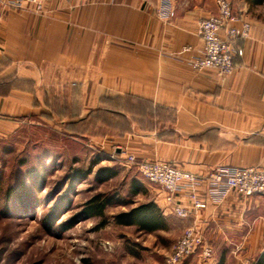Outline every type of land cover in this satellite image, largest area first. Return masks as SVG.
I'll use <instances>...</instances> for the list:
<instances>
[{
	"label": "crops",
	"instance_id": "0c3cea01",
	"mask_svg": "<svg viewBox=\"0 0 264 264\" xmlns=\"http://www.w3.org/2000/svg\"><path fill=\"white\" fill-rule=\"evenodd\" d=\"M170 1L168 18L159 15L161 0H47L40 14L0 8V126L14 132L46 116L68 123L107 106L129 128L111 136L118 154L123 148L202 178L221 167L264 171V13L250 8L264 3L232 0L252 29L236 40L234 72L223 77L188 64L203 48L199 23L217 14V0ZM145 188L168 228L195 227L216 250L255 253L252 264L264 253V197L236 191L213 201L203 181L204 208L177 218L164 189ZM178 201L191 206L186 193Z\"/></svg>",
	"mask_w": 264,
	"mask_h": 264
},
{
	"label": "rangeland",
	"instance_id": "374dc122",
	"mask_svg": "<svg viewBox=\"0 0 264 264\" xmlns=\"http://www.w3.org/2000/svg\"><path fill=\"white\" fill-rule=\"evenodd\" d=\"M250 8L264 13V5ZM109 117L96 113L75 134L53 116L23 120L14 132L0 126V264H166L184 231L179 223L149 234L115 220L150 197L133 196L132 182L141 177L110 144L126 128ZM106 168L116 177L102 183L98 173ZM77 170L91 174L74 182ZM36 172L44 178L41 187ZM9 190H16L10 199ZM95 196L109 200L104 226L103 219L84 214ZM213 252L209 259L197 252L193 264H252L257 256L228 248Z\"/></svg>",
	"mask_w": 264,
	"mask_h": 264
},
{
	"label": "built area",
	"instance_id": "2783aa9c",
	"mask_svg": "<svg viewBox=\"0 0 264 264\" xmlns=\"http://www.w3.org/2000/svg\"><path fill=\"white\" fill-rule=\"evenodd\" d=\"M45 1L47 0H0V8L12 10L30 8L36 14H40ZM161 4L159 15L168 18L172 14L171 1L161 0ZM217 6L216 15L204 18L199 23L203 48L198 55L189 58L188 64L197 71L205 68L215 69L221 76L226 77L233 74L235 60L238 58L236 40L247 39L252 27L250 21L242 19L235 13L232 0H217ZM223 32L225 36L222 35ZM184 49L189 52L192 47ZM120 152L125 155L131 166L137 168L143 179L159 185L166 191V201L172 205L177 218L194 216L204 208L205 199L199 188L203 181L210 183L209 198L213 201L222 202L236 191L247 198L264 197V171L255 167H221L210 172L207 178H202L164 161L138 160L135 155L127 153L123 148ZM182 193H186L191 203L190 207L178 201ZM173 247L172 253L166 257V264H182L184 259L194 256L199 251L204 259H209L213 253L212 246L195 227L184 229Z\"/></svg>",
	"mask_w": 264,
	"mask_h": 264
},
{
	"label": "trees",
	"instance_id": "16d2710c",
	"mask_svg": "<svg viewBox=\"0 0 264 264\" xmlns=\"http://www.w3.org/2000/svg\"><path fill=\"white\" fill-rule=\"evenodd\" d=\"M264 3V0H258L257 4ZM106 102V101H105ZM104 102V103H105ZM107 112L109 114V118H112L113 121H115L116 125L123 126L126 129L128 128V124L126 122V119L124 118L123 114L121 112L113 111L108 109L107 106L104 108H101L97 111L90 112L87 117L81 120H75L72 122L65 123L63 121L62 124L66 127V130H68L70 133L75 134L77 133V130H80V128L89 120V117H91L94 114ZM125 129V130H126ZM76 130V131H75ZM74 132V133H73ZM91 174L90 171L83 172L80 170H77L73 174L74 182L87 179L88 176ZM116 172L112 169H103L100 170L98 173V181L104 183L107 180H110L115 176ZM141 178L135 177V179L132 182L131 189L133 190V196L138 194H148V190L145 188L144 180L142 176ZM34 178L36 180V184L41 187L43 185L44 178L40 177V173L36 172L34 173ZM0 189H1V182H0ZM23 189H21L22 191ZM16 190H9L8 198L10 199L12 197L13 192ZM109 200L103 199L101 196H95L85 205L84 214L88 218L92 217H98L104 220L106 209L109 206ZM55 219H53L52 224L54 225ZM115 220L117 222V225L119 226H125V227H135L140 232L143 233H153L157 231H165L168 228L167 225V218L164 216L162 210L159 208L157 204H155L154 201H147L146 203L139 204L138 206H135V208L131 209L128 212H121V214L117 215L115 217ZM106 224V221L104 220L103 226ZM220 264H224L223 261L220 262ZM256 264H264V253H262L258 257V261Z\"/></svg>",
	"mask_w": 264,
	"mask_h": 264
}]
</instances>
